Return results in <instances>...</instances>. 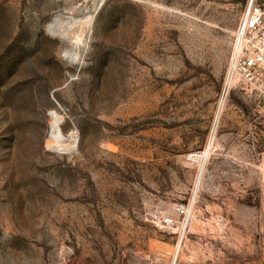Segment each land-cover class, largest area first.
I'll use <instances>...</instances> for the list:
<instances>
[{
  "label": "rangeland",
  "instance_id": "1",
  "mask_svg": "<svg viewBox=\"0 0 264 264\" xmlns=\"http://www.w3.org/2000/svg\"><path fill=\"white\" fill-rule=\"evenodd\" d=\"M247 2L0 0V264H264V118L222 103Z\"/></svg>",
  "mask_w": 264,
  "mask_h": 264
},
{
  "label": "built area",
  "instance_id": "2",
  "mask_svg": "<svg viewBox=\"0 0 264 264\" xmlns=\"http://www.w3.org/2000/svg\"><path fill=\"white\" fill-rule=\"evenodd\" d=\"M234 80L240 82L244 94L256 103L258 115L264 118V7L258 0H248L236 30L222 90V101L231 91ZM189 217L190 207L180 205L175 208V217L153 216L151 222L175 235L176 247L180 250L186 237ZM177 261L178 258L166 264H177Z\"/></svg>",
  "mask_w": 264,
  "mask_h": 264
},
{
  "label": "bare ground",
  "instance_id": "3",
  "mask_svg": "<svg viewBox=\"0 0 264 264\" xmlns=\"http://www.w3.org/2000/svg\"><path fill=\"white\" fill-rule=\"evenodd\" d=\"M58 25H59V19L58 18H56V19H54L53 21H51L50 22V24H49V28L53 31H58L57 29H58ZM62 28V27H61ZM62 32H63V30H62ZM58 36L60 37V39H64V40H66L67 38H66V36L65 35H63L62 33H59L58 34ZM75 53V52H74ZM69 56V55H68ZM75 56V55H74ZM222 103H223V101H222ZM221 103V104H222ZM219 114V113H218ZM52 138V137H51ZM72 138H74V136H73V134H70V135H68L67 136V140H69V141H71V139ZM53 139V138H52ZM62 140V139H61ZM63 141V140H62ZM74 141V140H73ZM64 142V141H63ZM66 142V141H65Z\"/></svg>",
  "mask_w": 264,
  "mask_h": 264
}]
</instances>
